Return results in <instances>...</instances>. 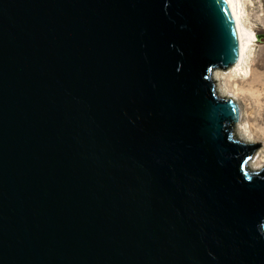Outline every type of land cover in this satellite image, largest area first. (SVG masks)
Wrapping results in <instances>:
<instances>
[{
  "label": "water",
  "instance_id": "95a60500",
  "mask_svg": "<svg viewBox=\"0 0 264 264\" xmlns=\"http://www.w3.org/2000/svg\"><path fill=\"white\" fill-rule=\"evenodd\" d=\"M238 57L225 0H0V264H264Z\"/></svg>",
  "mask_w": 264,
  "mask_h": 264
},
{
  "label": "bare ground",
  "instance_id": "6f19581e",
  "mask_svg": "<svg viewBox=\"0 0 264 264\" xmlns=\"http://www.w3.org/2000/svg\"><path fill=\"white\" fill-rule=\"evenodd\" d=\"M247 1L225 0L237 31L239 57L238 61L226 71L216 70L212 74V79L218 96L230 98L237 105L240 101L248 105L243 112L239 109V119L234 125V134L240 141L254 145L256 139L253 134V125L257 122H264V74L256 77L254 71L259 68L264 73V59L259 61L260 64L255 62L254 54L258 40L247 15ZM247 75L253 85L251 91H242L235 86L232 88L235 78ZM255 156L260 158L258 152L254 153L253 157ZM253 157L248 166L250 171L258 172L264 165L252 161Z\"/></svg>",
  "mask_w": 264,
  "mask_h": 264
},
{
  "label": "rangeland",
  "instance_id": "374dc122",
  "mask_svg": "<svg viewBox=\"0 0 264 264\" xmlns=\"http://www.w3.org/2000/svg\"><path fill=\"white\" fill-rule=\"evenodd\" d=\"M246 11L256 35L264 36V0H248L246 3ZM254 56L255 62H258V64H260L259 61L264 59V38L258 40ZM254 72L256 77L264 74L259 68H257ZM248 78L249 75L235 78L234 82H232V88L235 86L242 91H251L253 85ZM245 104L246 103L241 101L239 102L238 108L240 111L243 112L246 108H248V105ZM253 131L256 139V143L254 145H259V147L256 148V152L260 154V158H257L258 156L256 155L257 157H253L252 161L260 165H264V122L254 123Z\"/></svg>",
  "mask_w": 264,
  "mask_h": 264
}]
</instances>
